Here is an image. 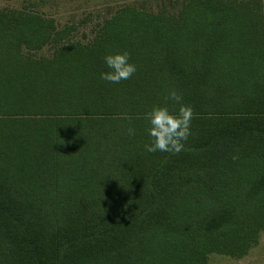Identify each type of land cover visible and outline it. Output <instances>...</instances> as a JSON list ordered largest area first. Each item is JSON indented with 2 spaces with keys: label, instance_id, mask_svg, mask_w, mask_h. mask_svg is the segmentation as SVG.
I'll return each mask as SVG.
<instances>
[{
  "label": "trees",
  "instance_id": "trees-1",
  "mask_svg": "<svg viewBox=\"0 0 264 264\" xmlns=\"http://www.w3.org/2000/svg\"><path fill=\"white\" fill-rule=\"evenodd\" d=\"M263 20L264 0H134L82 43L0 8V264L245 256L264 231ZM124 50L137 71L100 80ZM170 88L191 135L148 153L143 113Z\"/></svg>",
  "mask_w": 264,
  "mask_h": 264
},
{
  "label": "clouds",
  "instance_id": "clouds-1",
  "mask_svg": "<svg viewBox=\"0 0 264 264\" xmlns=\"http://www.w3.org/2000/svg\"><path fill=\"white\" fill-rule=\"evenodd\" d=\"M102 61L104 70L99 72V79L108 83L119 84L137 71V66L130 62V54L126 50L108 52ZM169 104L175 105L174 111L170 110ZM193 116V108L183 102L182 95L175 88L168 89L161 103L152 105L143 113L148 137L144 150L148 153L159 151L173 155L182 152L191 135ZM126 132L128 136H134L136 129L129 126Z\"/></svg>",
  "mask_w": 264,
  "mask_h": 264
},
{
  "label": "rangeland",
  "instance_id": "rangeland-1",
  "mask_svg": "<svg viewBox=\"0 0 264 264\" xmlns=\"http://www.w3.org/2000/svg\"><path fill=\"white\" fill-rule=\"evenodd\" d=\"M134 0H0V8L8 7L23 11H34L46 18H52L59 28L75 27L72 41L89 42L101 23L124 3ZM236 1V0H235ZM264 23V20H263ZM44 48L40 55H49ZM207 264H264V231L257 244L241 258L212 254Z\"/></svg>",
  "mask_w": 264,
  "mask_h": 264
}]
</instances>
